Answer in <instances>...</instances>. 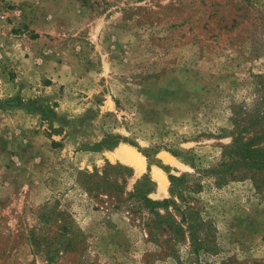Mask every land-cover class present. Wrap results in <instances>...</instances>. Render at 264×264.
<instances>
[{"label":"rangeland","instance_id":"1","mask_svg":"<svg viewBox=\"0 0 264 264\" xmlns=\"http://www.w3.org/2000/svg\"><path fill=\"white\" fill-rule=\"evenodd\" d=\"M261 76L264 0H0V264H264V187L249 179L185 190L213 239L176 254L95 185L106 171L131 192L148 174L154 201L172 198L170 175L191 187L184 161L222 160Z\"/></svg>","mask_w":264,"mask_h":264},{"label":"trees","instance_id":"2","mask_svg":"<svg viewBox=\"0 0 264 264\" xmlns=\"http://www.w3.org/2000/svg\"><path fill=\"white\" fill-rule=\"evenodd\" d=\"M259 99L257 101L258 111L242 124L236 122L233 143L224 148L222 160L216 165L202 167L197 164L195 158L188 157L184 163L190 165L195 170L194 184L188 185L190 174H183L180 177L170 175L171 199L154 201L149 198L155 189V183L148 174L142 176L131 192L125 191V186L119 183L109 182V173L104 172L102 183H95L96 187L105 184L101 192L113 199H116L117 209H124L130 219L144 220L143 226L150 241L158 243L159 236H165L166 243L169 244V253L176 254L177 245L187 239L192 242L194 253L206 252L210 250L209 244L213 239L206 219L198 210L189 204L185 190L203 188V181L213 179L215 185L222 187L230 181H253L257 188L264 187V77H260ZM251 134L250 137H246ZM126 140L122 137H107L100 146L102 148H115ZM171 153L179 157L176 153ZM111 170L125 169L121 165L108 167ZM126 170L132 172L131 168ZM125 183V182H124ZM263 185V186H262ZM127 195L122 199L121 195ZM173 211H170V209ZM162 211L164 213H162ZM145 213H149L146 218ZM179 214V215H177ZM180 217V220H178Z\"/></svg>","mask_w":264,"mask_h":264},{"label":"bare ground","instance_id":"3","mask_svg":"<svg viewBox=\"0 0 264 264\" xmlns=\"http://www.w3.org/2000/svg\"><path fill=\"white\" fill-rule=\"evenodd\" d=\"M115 155H116V157L123 159L126 163L135 166L139 171H142L145 168V161H144L143 157L132 149L122 148ZM169 157L171 159H173L171 156H169ZM156 176L163 186L165 184L164 177L160 174L159 171H156Z\"/></svg>","mask_w":264,"mask_h":264}]
</instances>
